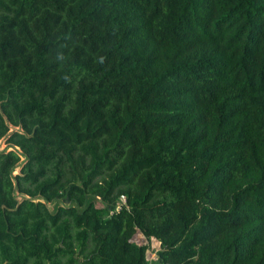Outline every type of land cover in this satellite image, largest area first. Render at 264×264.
Segmentation results:
<instances>
[{"label":"trees","instance_id":"16d2710c","mask_svg":"<svg viewBox=\"0 0 264 264\" xmlns=\"http://www.w3.org/2000/svg\"><path fill=\"white\" fill-rule=\"evenodd\" d=\"M3 140L0 264H264V0H0Z\"/></svg>","mask_w":264,"mask_h":264},{"label":"rangeland","instance_id":"374dc122","mask_svg":"<svg viewBox=\"0 0 264 264\" xmlns=\"http://www.w3.org/2000/svg\"><path fill=\"white\" fill-rule=\"evenodd\" d=\"M7 147L6 142L3 140L0 142V149H5ZM19 173V168L15 169L14 175ZM89 202H92L96 207L98 208H107V204L98 196L91 195L89 197ZM50 211L52 213H55L59 207L66 206L67 203L61 198L52 202L47 203ZM77 206V204H74ZM80 210L82 207H78ZM113 210H110L107 216H109ZM135 244L137 245H146L147 246V259L149 260L154 253H159L160 251V241L155 238H147L144 234V232L141 229L137 230V233L135 234L133 240Z\"/></svg>","mask_w":264,"mask_h":264},{"label":"built area","instance_id":"2783aa9c","mask_svg":"<svg viewBox=\"0 0 264 264\" xmlns=\"http://www.w3.org/2000/svg\"><path fill=\"white\" fill-rule=\"evenodd\" d=\"M127 207V200L125 196H121L120 202L117 204L115 208V212L120 211L123 207ZM112 212L111 214H113ZM148 264H170V263H162L159 257V253H154L152 254L151 258L148 260Z\"/></svg>","mask_w":264,"mask_h":264},{"label":"water","instance_id":"95a60500","mask_svg":"<svg viewBox=\"0 0 264 264\" xmlns=\"http://www.w3.org/2000/svg\"><path fill=\"white\" fill-rule=\"evenodd\" d=\"M0 150H2V149H0Z\"/></svg>","mask_w":264,"mask_h":264}]
</instances>
